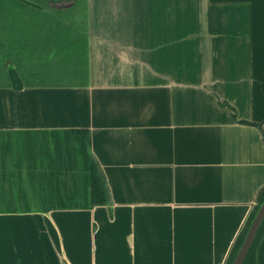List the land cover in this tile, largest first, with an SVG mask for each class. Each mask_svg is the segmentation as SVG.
Instances as JSON below:
<instances>
[{"label": "crops", "instance_id": "0c3cea01", "mask_svg": "<svg viewBox=\"0 0 264 264\" xmlns=\"http://www.w3.org/2000/svg\"><path fill=\"white\" fill-rule=\"evenodd\" d=\"M12 4L0 2V52L19 56L9 53L10 65L74 52L60 46L74 36L86 40L90 64L79 84L0 85V264H227L264 187V52H250L247 80L177 85L168 57L152 68L124 52H175L187 20L213 23L239 7L76 0L86 15L78 21L46 17L33 3L14 16ZM252 34L263 48L264 0H250ZM94 52L122 53L108 64ZM72 129L90 131L111 205L17 211L18 202L37 210L33 202L58 198L48 143L52 132Z\"/></svg>", "mask_w": 264, "mask_h": 264}, {"label": "rangeland", "instance_id": "374dc122", "mask_svg": "<svg viewBox=\"0 0 264 264\" xmlns=\"http://www.w3.org/2000/svg\"><path fill=\"white\" fill-rule=\"evenodd\" d=\"M8 1L14 3L12 4L14 16H16V12H21L20 6L36 9L34 7L36 4L38 10L45 12L46 17L61 16L64 17V20L65 18L69 20L68 17H76L79 21L86 16L84 8L78 5L67 10H54L45 4V2L51 3V1L57 0ZM221 2L223 5L229 3L235 5L233 9L236 6L239 7L234 11L235 16L232 10L223 9L220 17L211 19V21L214 20L213 23L205 24L201 21V24H198L187 20L188 24L183 25L185 33L182 32L184 34L180 35L184 37L185 41L182 42L181 37L179 41L176 39L174 41L175 46L176 42L180 45L183 44L181 49H179L180 46H177L175 52H124L127 61L134 63L142 59L144 66L153 65L152 68H154L155 63L157 65L161 62L166 63L168 57L169 65L175 66L176 85L181 81L212 83L228 79L247 80L248 77L250 78V52H264V47L261 48L262 40L257 39V35H250V0H221ZM15 4L19 5L15 6ZM27 8L26 14L31 13ZM11 11L9 10L8 14L12 15ZM176 28L178 27L175 26V35L178 34ZM74 38L76 40H73L72 45L69 42L70 38H63L60 44L62 51L74 50V52H57L56 55H50L51 52H43V55H39L40 57H33L30 54L31 58L27 57V65L11 64L12 68L19 74L24 84L48 82L79 84L82 82L83 75L78 72L85 70L86 67L89 70V50L86 51V40L83 37L74 36ZM9 53H12L15 58L19 57L16 52ZM9 53L0 52V85L11 83L8 67L11 66L9 62L12 63L14 57ZM118 53L121 55L122 52H94V55L97 63L107 59L108 64H111ZM42 60L47 61L46 65L41 64ZM33 204L35 203L33 202Z\"/></svg>", "mask_w": 264, "mask_h": 264}, {"label": "trees", "instance_id": "16d2710c", "mask_svg": "<svg viewBox=\"0 0 264 264\" xmlns=\"http://www.w3.org/2000/svg\"><path fill=\"white\" fill-rule=\"evenodd\" d=\"M83 83L88 78V68L80 70ZM77 75V74H76ZM80 76V75H79ZM76 76V77H79ZM9 78L16 89L23 88V82L15 70L9 71ZM224 106H228L224 104ZM48 143L52 162L56 163V180L60 195L56 199H46L35 202L37 210L29 202H18L17 211L50 212L54 210H91L96 207L110 206L111 196L105 175L91 150V133L87 129H72L52 132ZM48 156V155H47ZM264 202V187L259 191L256 205L250 214L245 228L240 233L227 264H232L240 250L247 232L258 210ZM25 206L21 209L20 206ZM264 236V222L257 238L248 253L244 264H258V249Z\"/></svg>", "mask_w": 264, "mask_h": 264}, {"label": "water", "instance_id": "95a60500", "mask_svg": "<svg viewBox=\"0 0 264 264\" xmlns=\"http://www.w3.org/2000/svg\"><path fill=\"white\" fill-rule=\"evenodd\" d=\"M76 0H73L69 3H57V4H48L50 7L58 10L68 9L72 6H74V3ZM264 222V202L262 203L260 209L258 210L254 220L251 223V226L247 232V235L244 239V242L236 254L235 259L233 260L232 264H244V261L250 252L253 243L255 242L257 235L259 233V230L262 226V223Z\"/></svg>", "mask_w": 264, "mask_h": 264}]
</instances>
